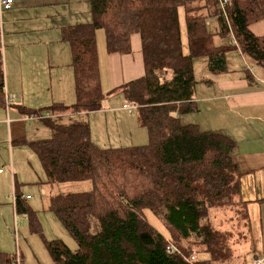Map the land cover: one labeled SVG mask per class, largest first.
Segmentation results:
<instances>
[{
	"label": "trees",
	"instance_id": "obj_1",
	"mask_svg": "<svg viewBox=\"0 0 264 264\" xmlns=\"http://www.w3.org/2000/svg\"><path fill=\"white\" fill-rule=\"evenodd\" d=\"M85 1L89 20L62 28L72 51L75 101L27 111L38 117L47 109L53 113L42 117L51 137L26 142L38 156L47 184L92 182L89 190L56 192L50 198L49 209L77 244L72 249L61 239L44 237L55 264H237L241 255L232 234L217 229L211 218L213 210L240 205L249 227L238 197L237 143L224 132L183 119L196 109L199 87L215 84L212 78L196 77L197 58L206 57L216 76L229 72L230 50L264 68V36L250 29L264 19V0H227V15L221 0ZM180 8L186 14L187 53ZM214 17L217 33L207 23ZM98 29L106 32L109 53H131V35H141L145 75L108 95H122L135 106L148 134L144 144L102 147L92 139L89 114L102 110L107 96ZM230 30L237 44L221 43ZM2 48L0 40V101H5ZM23 198L16 183V214L27 216L29 229L43 236L37 212ZM146 209L159 216L169 237L148 221ZM194 250L209 258L189 261ZM0 264H17V256L0 251Z\"/></svg>",
	"mask_w": 264,
	"mask_h": 264
},
{
	"label": "crops",
	"instance_id": "obj_2",
	"mask_svg": "<svg viewBox=\"0 0 264 264\" xmlns=\"http://www.w3.org/2000/svg\"><path fill=\"white\" fill-rule=\"evenodd\" d=\"M75 1L77 5V1L81 3L84 0ZM65 2L69 4V0ZM14 8L15 3L8 12L13 11ZM57 8L52 7L53 11H47V35L35 40L28 38L24 42L33 44L30 47L26 49L19 47L13 38V49L9 54L7 50V37H9L7 35L11 31L9 24L6 27V37L2 39V45L4 42L3 46H5L2 52L3 61L5 57V95L8 103L0 101V151H3L1 155L11 167L12 163L13 165L15 163L14 156L17 151L23 147H29L30 142L44 139L38 136V133L45 134L42 132L45 131L44 126H46L42 117L53 115L49 109L45 110L46 112L43 111L39 117L31 116L27 114V111L50 107L52 103L69 105L75 101L72 51L70 44L63 40L62 28L76 24L78 20L58 19ZM50 19L52 20L49 22ZM207 23L211 32L219 31L217 19L212 22L210 18ZM250 29L254 34L264 36V19L252 24ZM96 41L102 89L107 96L102 110L89 114L91 135L93 129H98L97 120L101 119L104 113L118 115L119 111H124L131 115L129 119H133L132 115L135 111L129 112L124 108L127 103L123 96L111 97L108 94L113 89L145 75L142 38L139 33L131 35L132 51L127 54L108 52L106 32L103 29L96 31ZM37 64L39 71H37ZM246 64L245 67L229 69V72L223 75L216 76L210 73L205 76L214 79L215 84L208 88L199 87L196 109L189 113L197 115L189 118L188 123H195L203 128L202 126L207 127L204 125L207 121L211 126L203 129L224 132L237 143L233 160L239 173L238 197L247 213L249 221L247 230L248 235L251 236V243L249 247L245 246V250H241L240 244H236L235 248L240 250L238 254L243 255L244 258L252 252L254 257L251 263L254 264L257 258L264 257V68ZM37 73L40 75L39 88L36 84L33 85L30 79ZM138 136V139L143 141L141 143H146L147 131L139 128ZM92 139L99 146H111L100 145L93 135ZM5 173L0 169V176ZM1 180L5 182L6 176L1 177ZM22 196L24 197V194ZM1 214L6 223L7 221L12 223L11 207H4ZM6 229L9 230L7 224ZM0 251L15 253L12 252L9 243L1 241ZM196 257L201 259L199 254ZM208 258L209 254L205 253L203 259Z\"/></svg>",
	"mask_w": 264,
	"mask_h": 264
},
{
	"label": "rangeland",
	"instance_id": "obj_3",
	"mask_svg": "<svg viewBox=\"0 0 264 264\" xmlns=\"http://www.w3.org/2000/svg\"><path fill=\"white\" fill-rule=\"evenodd\" d=\"M14 3L15 8L13 11H7L8 13L4 12L5 14L3 13L4 32L3 15L2 23L0 24L1 43L4 36L6 37L7 24H9L11 28V31L7 35L9 36L7 37V50L9 54L13 49V38H15L19 47L26 49L27 47L33 45L30 43H24L28 38L35 40L47 35V11H53L52 7H58V15L56 16H58V19L60 20H78V23L86 22L90 18H88V3L85 0L81 3L77 1V5L75 0H69L68 5L65 0H59V2L58 0H15ZM179 16L180 27L183 34V50L187 53L188 43L185 20L186 14L184 8H180ZM215 18L216 17L212 18V22L217 19ZM51 20L52 19H50L49 22ZM213 28L212 30L214 31ZM234 41H236L235 37H232L229 32L228 39H224L221 43H234ZM3 45L2 47H4L5 50V46ZM3 63H5V57ZM227 63L230 70L238 66L245 67L247 66L246 63H250L253 66L257 65L248 55L242 54L240 51L236 50H230L228 52ZM194 68L197 78H202L203 76L210 74L208 70V59L206 57L197 58L195 60ZM37 71H39L38 64ZM30 79L33 85H39V73H37L35 77L32 76ZM7 99L8 98L5 95L6 104L8 103ZM132 112H134V115H132L133 119H129L128 117H131V115L124 111H119L118 115L115 113L102 114L101 119L97 120L98 129H93V138L97 140L100 145L105 146L111 145L118 147L144 144L141 143L143 141L138 139V132L139 128L144 131L146 130L140 126V117L136 109H133ZM196 115L197 114H185V119H183V121L190 122L189 118L195 117ZM204 125L207 126H202L205 129H208L211 126L208 125L207 121L204 122ZM44 129L45 131L42 132H45V134L38 133V136H42L39 138L45 139L51 137L50 128H48V126H44ZM2 153L3 151H0V169L1 172H6L3 176H6L7 180H5V182L2 180L0 181V241L10 244V248L12 252H15L17 259L21 256L22 264H55L44 243V237L49 240L61 239L72 249H76L77 244L57 218L55 213L49 209L50 198L56 192L89 190L92 188V182L82 181L50 185L46 182V175L38 156L31 148L23 147L15 153V163L14 165L12 163L13 169L5 157H2ZM3 176H0V178ZM16 183L18 184L20 194H24V197L27 194L30 196V199H27V203L37 212L38 219L42 225L44 233L43 236L29 229L27 216L24 214H16L14 207ZM6 206L11 207L12 209V223L9 221L6 223L1 214ZM242 210L243 208L240 205H233L229 208L224 207L213 210L211 218L217 229L232 234L234 239L232 243L242 245L240 247L241 250H245V246L249 247L251 243V236L248 235L249 232L246 228V220L241 214ZM145 215L148 221L159 232H161L165 237H169L167 227L157 214L150 209H146ZM6 224L9 226V230L6 229ZM237 251L240 253V250ZM192 253L196 254V251L194 250ZM199 255L201 259L205 257L204 252H199ZM253 257L254 254L252 252H249L245 258L241 255L237 264H252L251 261Z\"/></svg>",
	"mask_w": 264,
	"mask_h": 264
},
{
	"label": "built area",
	"instance_id": "obj_4",
	"mask_svg": "<svg viewBox=\"0 0 264 264\" xmlns=\"http://www.w3.org/2000/svg\"><path fill=\"white\" fill-rule=\"evenodd\" d=\"M14 2H15V0H0V24L2 23V15H3V13L4 12H6V11H9V10H11L12 9V7H13V5H14ZM227 0H221L220 1V4H221V7H222V9H223V11H224V14L225 15H227L226 14V11H225V8H226V6H227ZM230 35L232 36V37H234L233 36V34H232V31L230 30ZM234 44H236V41H234ZM124 108L125 109H127L129 112H132L133 111V109H136L135 108V106H133V105H131V104H125L124 105ZM26 198H28V199H30V196L29 195H27V196H25ZM15 201V200H14ZM168 250L171 252V253H174L175 251H176V248L172 245V244H170L169 246H168ZM197 254H192V256L190 257V259H189V261H195L196 259H197ZM17 264H20V258L19 259H17ZM254 264H264V257H262V258H257L255 261H254Z\"/></svg>",
	"mask_w": 264,
	"mask_h": 264
}]
</instances>
